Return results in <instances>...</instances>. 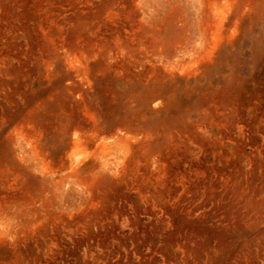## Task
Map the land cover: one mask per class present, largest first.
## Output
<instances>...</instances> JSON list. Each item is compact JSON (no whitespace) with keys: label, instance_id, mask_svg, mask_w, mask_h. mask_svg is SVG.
<instances>
[{"label":"rangeland","instance_id":"1","mask_svg":"<svg viewBox=\"0 0 264 264\" xmlns=\"http://www.w3.org/2000/svg\"><path fill=\"white\" fill-rule=\"evenodd\" d=\"M0 264H264V0H0Z\"/></svg>","mask_w":264,"mask_h":264}]
</instances>
